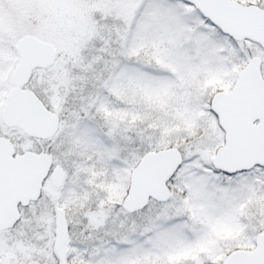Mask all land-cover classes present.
I'll return each mask as SVG.
<instances>
[{"label":"snow or ice","instance_id":"1","mask_svg":"<svg viewBox=\"0 0 264 264\" xmlns=\"http://www.w3.org/2000/svg\"><path fill=\"white\" fill-rule=\"evenodd\" d=\"M0 264H264V0H0Z\"/></svg>","mask_w":264,"mask_h":264}]
</instances>
